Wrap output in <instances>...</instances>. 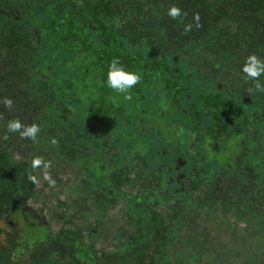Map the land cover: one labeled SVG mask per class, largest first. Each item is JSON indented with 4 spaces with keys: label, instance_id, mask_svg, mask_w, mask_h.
<instances>
[{
    "label": "trees",
    "instance_id": "trees-1",
    "mask_svg": "<svg viewBox=\"0 0 264 264\" xmlns=\"http://www.w3.org/2000/svg\"><path fill=\"white\" fill-rule=\"evenodd\" d=\"M170 87L183 90L181 112L200 107L202 119L243 107L240 91L262 110L264 0H0V205L23 204L45 163H104L110 179L118 159L150 155L156 136L143 155L140 145L164 121L152 105ZM236 217L256 254L237 264L262 260L254 219L264 217ZM163 222L154 219L149 261L132 263L190 264L170 258Z\"/></svg>",
    "mask_w": 264,
    "mask_h": 264
},
{
    "label": "flooded vegetation",
    "instance_id": "flooded-vegetation-1",
    "mask_svg": "<svg viewBox=\"0 0 264 264\" xmlns=\"http://www.w3.org/2000/svg\"><path fill=\"white\" fill-rule=\"evenodd\" d=\"M239 93L246 101L244 91ZM197 112L200 107L190 116L184 113L178 120H184L183 125L154 120L162 126L154 144L159 148L157 158L153 153L150 159L122 157L110 179L100 172L109 167L101 169L99 164L104 163L91 162L95 171L89 165L81 167L82 174H72L68 190L37 189V178L34 192L23 204L0 205V264H123L135 259L147 263L155 248L156 216L164 219L159 233L173 239L168 244L170 258L191 262L194 251L200 250L197 236L204 233L200 238L208 239L207 228L199 221L220 216L238 233L247 226L237 221L236 214L264 217V108L244 112L240 122L227 114L207 115L212 126ZM244 116L253 119L245 122ZM167 126H173L169 133L178 146L164 140ZM238 130H243V137L234 136ZM229 214L234 221L227 218ZM254 220L260 229L264 227V220ZM225 240L218 237L212 245L222 259L225 253L234 254Z\"/></svg>",
    "mask_w": 264,
    "mask_h": 264
},
{
    "label": "rangeland",
    "instance_id": "rangeland-1",
    "mask_svg": "<svg viewBox=\"0 0 264 264\" xmlns=\"http://www.w3.org/2000/svg\"><path fill=\"white\" fill-rule=\"evenodd\" d=\"M127 52L129 55H131L130 57H134L133 59H135V56L133 54V49H127ZM141 57V56H139ZM122 69V68H120ZM157 72V71H156ZM171 81L170 84L171 85ZM171 88V87H170ZM167 88L164 89L163 92H161L160 95H158V101L156 104L153 103L152 105V113H154V110L156 108H159L164 114L162 115L164 118V121L168 120L170 122H172L173 120H177L176 124H180L183 125L182 123L184 122V120H181L182 122H178V120L180 119L181 114H184V112H181V107H183V98H181V93L183 92V90H178L176 92H173V89L171 88ZM219 98V97H218ZM220 99V98H219ZM224 101V100H222ZM244 104L243 107H241L239 104H237L236 102L229 103L232 104V108L235 109L233 113L231 112H227V110L222 109L221 112L219 113V111H217L216 116H221L223 114H227V115H231L232 120L238 122L242 117L241 114H243L244 112H247L250 114V110H254L253 112H258L260 109L257 106L251 107L249 106L248 102H246L245 100L243 101ZM137 106V105H136ZM211 110L213 112H215V108L214 107H210ZM195 110V109H194ZM160 115L162 113H159ZM158 115V114H157ZM191 114H187V116H190ZM211 116H214V114L212 113ZM158 118V117H156ZM256 118V117H255ZM250 119H253V117H247L245 118V122L246 121H250ZM163 121V122H164ZM161 122V123H163ZM161 123L156 124L153 128H149V130L152 132L149 136V138H145L144 139V143H141V149L139 150L140 155H143L145 153H143L144 149L147 146L152 147V144L154 143V137L156 136V138L159 135V131L162 130V126ZM205 124H210L211 125V120L209 119H205ZM188 125V124H187ZM212 126V125H211ZM168 127V128H167ZM165 130H163V135H164V140L167 141H173L174 144L173 146H178V144H176L175 140V136L170 134L169 132H171V129L173 128V126H167ZM183 130V129H182ZM224 130V129H223ZM225 131V130H224ZM234 136L236 138L239 137H243V130L241 131H236V133L234 134ZM166 147L168 148V150L170 149L169 145H166ZM138 148V147H137ZM137 148H135V150H137ZM137 150V151H138ZM156 150L158 151L159 148L155 149L153 146V149L151 150V153H153V155H155V157L153 158H157L160 155L156 154ZM216 154V153H215ZM162 155V153H161ZM145 158H149L151 157L150 155H144ZM107 159V158H106ZM45 161H43L44 163ZM55 164L53 165H43V167L40 168L39 172H38V181H37V189H43V190H68L69 189V185L70 182L72 181V177L75 172L76 174L78 173L79 175L82 174L83 170L81 168V165L79 166V168L76 167V165H72V164H68V163H59V162H54ZM51 164V162L49 163ZM76 168H75V167ZM93 166H89V170L91 171H95V169H93ZM118 214V213H117ZM227 218L230 221H234V217L229 214L227 216ZM222 219H220V216H216L213 220H207V221H199V225H205V231L207 233L208 236H206L208 239H206L205 241H203L200 236L204 235V233H200L199 236H197V240H195L198 243L199 249L198 251H194L195 253V257L194 260H191L190 264H237V261H245L246 256H255V252L254 251H249L250 248L252 247V239L248 238L249 235L246 234V231H238L237 234L231 236V229H233L234 226H227L225 223H222ZM242 224V223H241ZM212 228H211V227ZM225 227H227V229H224ZM200 230V229H199ZM230 230V231H228ZM251 231V229L249 230ZM185 233V232H184ZM230 233V234H229ZM221 238H225L227 240H225V242H230L229 248L230 250H234V254L240 252L241 254L238 253V255H234L233 256H229L228 253L225 254V258L227 259H222V255L219 256L218 253L215 252V249H217V247L212 246V245H216L217 242H215V240ZM247 237V238H245ZM208 240V241H207ZM210 240V242H209ZM200 241V242H199ZM238 242V243H237ZM200 243V245H199ZM220 243V241H219ZM190 244H194V242L190 241ZM233 244V245H231ZM211 245V246H209ZM236 245V246H235ZM220 246H222V243H220ZM188 248L191 246H187ZM187 247L183 248V251L186 252ZM174 248V247H173ZM171 250V253L174 254L175 251H177L175 248ZM192 248V247H191ZM193 250V249H192ZM246 251V252H245ZM188 252V250H187ZM247 257V258H249ZM247 261V260H246ZM252 264H264V257L262 258V260L256 262V263H252Z\"/></svg>",
    "mask_w": 264,
    "mask_h": 264
}]
</instances>
